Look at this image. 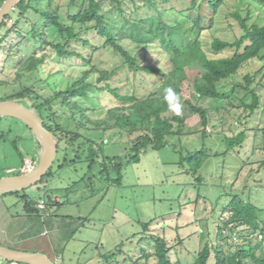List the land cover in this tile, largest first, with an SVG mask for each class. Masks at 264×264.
I'll list each match as a JSON object with an SVG mask.
<instances>
[{
  "label": "rangeland",
  "instance_id": "obj_1",
  "mask_svg": "<svg viewBox=\"0 0 264 264\" xmlns=\"http://www.w3.org/2000/svg\"><path fill=\"white\" fill-rule=\"evenodd\" d=\"M69 2L54 0L64 18L75 11L74 7L68 8ZM196 2L195 6L192 0L158 3L167 9L165 16L181 20L183 31L199 39L210 59L228 58L236 52L237 47L216 51L212 43L219 39L233 44L242 38L244 30L237 17L246 19L247 26L264 25V11L249 0H224L216 14L207 0ZM76 3L80 5L81 0ZM138 7V15L147 16L145 4L138 1ZM106 8L109 10L106 17L111 16L117 26L122 25V15L109 5ZM130 8L132 5L124 7L127 16ZM198 16L202 18L199 28L204 30L200 33L195 23ZM37 17L27 13L30 22L22 21L19 27L24 32L29 31ZM6 31V28H0V39ZM5 44V51L0 52V99L23 87H32L34 95L41 97L34 100L42 104L55 91L63 90L79 78L85 69L84 64L74 61L54 60L47 62L43 69L41 79L44 82H38L40 77L36 73L15 81V64L26 57V50L39 53L37 42L31 36L20 38L11 34ZM96 58L100 69L116 66V60L104 51L96 53ZM147 58L163 71L169 70L165 55L149 52ZM123 71L113 77V86L120 87L121 93H127L133 84L138 95L148 93L151 88L148 75L142 79L138 75L126 76ZM248 73H257L250 88L259 96V106L251 115L242 105L251 103L250 94L241 88L235 90L236 86H244ZM95 79V75L90 77L92 81ZM217 88L222 94L221 99L197 101V105L209 112L210 123L205 137L198 118L189 117L187 126L191 133L169 136L165 148L149 149L141 154L139 163L125 165L118 184L112 170L99 172L106 158L120 157L127 161L133 143L125 133L118 130L106 133L80 131L82 139L74 147L59 142L57 158L51 167L52 175L45 180V186L0 195V244L19 249L17 251L43 253L55 264H157V258L150 254L155 250L154 238H161L167 244L168 258L173 264H193L195 256L205 246L218 244L222 210L231 201V195L238 194L243 200L264 209V172L250 174V169L257 168L258 162L264 160V53L261 60H252L235 76L219 83ZM187 92L184 89L185 98ZM113 102L114 99H107L104 104L110 107L114 106ZM51 107V111L47 107L40 108L44 122L53 125V121L47 118L54 113L58 124L74 132L75 125L67 121L65 109L57 104ZM33 108L38 113L34 105ZM240 133L246 134L245 142L235 151L228 150L227 139ZM86 141L93 142L92 150L97 152L96 163L91 167L86 159L89 144L76 152L78 145ZM202 147H206L208 158L193 175L182 158ZM37 155L31 131L16 119L0 118V179L19 175L24 166L23 159L25 168L31 169ZM66 155L68 160L77 161L59 169ZM38 188L45 192L38 193ZM47 194L60 197V202L49 204L45 199ZM23 197L33 208L44 202V210L25 213ZM250 234L242 228L231 235L223 231L226 239L219 244L225 254L235 253L242 243L255 242L254 238L244 241ZM142 249L146 252V259L142 256ZM214 262V253L211 252L208 264ZM0 264L7 263L1 260Z\"/></svg>",
  "mask_w": 264,
  "mask_h": 264
},
{
  "label": "trees",
  "instance_id": "obj_2",
  "mask_svg": "<svg viewBox=\"0 0 264 264\" xmlns=\"http://www.w3.org/2000/svg\"><path fill=\"white\" fill-rule=\"evenodd\" d=\"M4 1L0 0V5ZM76 1L70 0L68 8L74 7L75 11L64 18L58 5L54 4V0H22L15 12L6 16L2 24L7 31L0 39V52L5 51L6 38L11 34H16L20 38L31 36L37 42L39 53L26 50V57L15 64V81L36 73L40 77L38 82H44L41 79L43 69L47 62L54 60L84 64L85 69L80 72V77L63 90L55 91L52 96L44 99L42 104L34 100L41 97L34 95L32 87H23L17 93L1 98L0 101L14 98L29 99L38 109L42 119L44 116L41 107H47L48 111H51L53 104L63 107L67 121L75 125V131L71 132L58 124L54 113L47 118L54 124L49 125L45 121L44 127L58 137L60 142H65L67 147H74L82 139L80 131L106 133L118 130L125 133L133 143L127 161L120 157L106 158L101 163L103 169L99 172L102 174L112 170L116 174L114 181L117 184L122 179V170L125 165L139 163L141 154H145L149 149L158 151L165 148L166 139L169 136H183L191 133L187 126L189 117L198 118L202 135L205 137L210 123L209 112L197 105V101L221 99L222 94L217 88L218 84L235 76L252 60H261L264 53V25L247 26L246 19L242 20L237 15L244 30L242 38L233 44L219 39H214L212 43V48L216 51L237 47L236 52L228 58L210 59L204 52L199 39H194L183 31L181 20L170 15L165 16L167 9L162 8L158 2L163 4L169 0H81L80 5H77ZM138 1L145 4L147 16L138 15L136 11L139 9ZM223 1L207 0V3L216 14ZM249 1L264 11V0ZM192 3L195 6L197 2L192 0ZM107 5L122 15V25L117 26L111 16L106 17L109 14ZM128 5H132L129 16L124 10V7ZM29 12L37 15L38 19L34 25L30 26L29 31L24 32L19 26L22 21L30 22L26 18ZM9 21L14 24L10 25ZM201 21L202 18L199 16L195 19L198 33L204 31L199 28ZM245 42L247 43L242 48ZM103 51L116 60V66L113 69H100L99 64H96V53ZM149 52L165 55L169 70L163 71L152 64V59L147 58ZM121 70H124L123 73L126 76L138 75L142 79H145L144 75H148L150 77L148 84L151 86L148 93L138 95L133 84L127 89V93H121L120 87L112 85L115 81L113 77ZM47 75L51 76V73ZM92 75L96 77L95 82L90 80ZM256 75L257 73H248L244 78V86L239 85L235 88V90L241 88L250 94L251 103L242 104L250 115L259 106V96L250 88ZM167 87L176 91L183 104L180 116L169 111L163 100V90ZM184 89L188 90L186 98L183 95ZM107 99H114V106H106L104 103ZM245 140V133L227 139V149L235 151ZM87 144L89 146L86 159L91 167L96 163L97 156V152L92 150L94 143L86 141L79 144L76 152H80ZM67 157V155L63 157V163L59 169L76 163L77 160H68ZM207 158L208 151L206 147H202L182 158V162L187 165L193 175H196ZM50 172L51 169L36 187L46 184L45 180L52 175ZM262 172H264V160L258 162L257 168L250 169L251 175ZM37 191L40 194L45 192L41 188ZM16 193L18 191L5 193L2 196ZM230 197H232L231 201L222 210L221 226L217 232L218 244L213 247L205 246L195 256L193 264H208L211 252L214 253V264H264V247L262 246L264 244V218H262L264 209L243 200L238 194ZM23 200L25 213L33 212L34 208L27 202L26 197H23ZM240 228L251 232L244 241L254 238L255 242H244L237 247L235 253L225 254L219 244L226 239L222 232L227 231L231 235L233 231ZM154 243L155 250L150 256L157 258V264H173L168 258L169 249L165 240L154 238ZM141 253L146 259L144 249Z\"/></svg>",
  "mask_w": 264,
  "mask_h": 264
},
{
  "label": "water",
  "instance_id": "obj_3",
  "mask_svg": "<svg viewBox=\"0 0 264 264\" xmlns=\"http://www.w3.org/2000/svg\"><path fill=\"white\" fill-rule=\"evenodd\" d=\"M22 0H5L0 5V28L6 16L10 15ZM13 118L22 122L32 133L36 141L38 155L31 169L24 166L19 175L0 179V195L25 190L36 186L50 171L58 154L59 138L44 127V121L33 108L29 99H10L0 101V118ZM49 204L60 202V197L45 195ZM18 264H55L43 253H27L13 250L0 244V261Z\"/></svg>",
  "mask_w": 264,
  "mask_h": 264
},
{
  "label": "clouds",
  "instance_id": "obj_4",
  "mask_svg": "<svg viewBox=\"0 0 264 264\" xmlns=\"http://www.w3.org/2000/svg\"><path fill=\"white\" fill-rule=\"evenodd\" d=\"M163 100L167 104L169 111L177 116L182 115L183 104L173 88L167 87L163 90Z\"/></svg>",
  "mask_w": 264,
  "mask_h": 264
},
{
  "label": "built area",
  "instance_id": "obj_5",
  "mask_svg": "<svg viewBox=\"0 0 264 264\" xmlns=\"http://www.w3.org/2000/svg\"><path fill=\"white\" fill-rule=\"evenodd\" d=\"M9 23H11V21H9ZM37 208H38L39 210H43V209L45 208L44 202H39V203L37 204ZM259 238H262V237L259 236Z\"/></svg>",
  "mask_w": 264,
  "mask_h": 264
},
{
  "label": "crops",
  "instance_id": "obj_6",
  "mask_svg": "<svg viewBox=\"0 0 264 264\" xmlns=\"http://www.w3.org/2000/svg\"><path fill=\"white\" fill-rule=\"evenodd\" d=\"M38 204V203H37ZM37 204H36V206L34 207V209L35 210H39L38 208H37ZM44 210V209H43ZM2 245V244H1ZM3 246H5V245H3ZM8 248H10V247H8ZM10 249H13V248H10ZM14 250H19V249H14Z\"/></svg>",
  "mask_w": 264,
  "mask_h": 264
},
{
  "label": "flooded vegetation",
  "instance_id": "obj_7",
  "mask_svg": "<svg viewBox=\"0 0 264 264\" xmlns=\"http://www.w3.org/2000/svg\"><path fill=\"white\" fill-rule=\"evenodd\" d=\"M43 186H45V185H43ZM46 194V193H45ZM57 204V203H56Z\"/></svg>",
  "mask_w": 264,
  "mask_h": 264
}]
</instances>
